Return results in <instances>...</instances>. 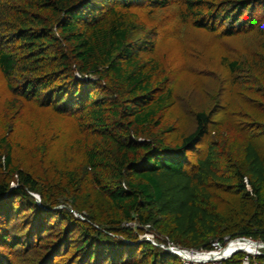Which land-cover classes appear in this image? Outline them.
<instances>
[{
    "label": "trees",
    "instance_id": "trees-1",
    "mask_svg": "<svg viewBox=\"0 0 264 264\" xmlns=\"http://www.w3.org/2000/svg\"><path fill=\"white\" fill-rule=\"evenodd\" d=\"M174 2H178L182 22L198 30L217 33L215 25L222 21L228 25L222 32L225 36L252 29L264 38V24H253L254 11H264V0H0L1 73L19 101L36 102L76 119L85 138L87 164L97 175L94 181L121 222L164 224L171 242L196 249H207L211 241L226 235L264 240V155L254 145H248L245 164L236 174L239 190L249 193L252 200L222 221L211 207L209 190L215 181L227 177L218 174L211 154L197 159L192 167L188 162V153L210 134L213 114L199 112L196 130L176 146H167L160 137L154 141L139 138L144 130L160 126L164 114L175 105L169 77L156 51L159 32L142 18L139 9H166ZM258 62L252 59L249 66L257 67ZM245 66L237 60L229 63L236 75ZM260 70L264 81V68ZM101 145L115 152L109 154ZM0 150V165L9 176L0 178L3 218L6 198H32L40 185L15 164L13 146L6 137L0 139ZM50 170L48 189L53 186ZM13 177L18 187L11 186ZM64 181L65 190L78 186L73 173ZM80 203L76 210L81 214L96 205L90 199ZM89 219L100 223L97 218ZM69 220L67 230L73 236L78 223ZM109 232L105 235L112 238ZM94 234L104 235L93 227L84 226L81 232V249L88 247L84 252L90 264L97 263L100 254ZM15 237L0 224V246L19 248L22 244ZM139 248V261L133 259L138 251L134 246L111 251L109 262L182 264L148 241ZM122 254H127L124 263L118 262Z\"/></svg>",
    "mask_w": 264,
    "mask_h": 264
},
{
    "label": "rangeland",
    "instance_id": "rangeland-1",
    "mask_svg": "<svg viewBox=\"0 0 264 264\" xmlns=\"http://www.w3.org/2000/svg\"><path fill=\"white\" fill-rule=\"evenodd\" d=\"M178 6L174 2L166 9L137 8L142 18L159 32L156 51L175 97V105L164 114L162 124L144 130L139 138L154 141L160 137L167 146H176L196 130L199 112L213 114L210 134L194 152L188 153V162L192 167L197 159L211 154L218 174L227 177V180L215 181L209 190L211 207L225 221L252 200L236 184L237 170L245 164L248 145H254L264 155V81L260 74L264 68V38L252 29L240 30L233 37L225 36L222 32L228 25L222 21L215 25L217 33L198 30L192 23L182 22ZM254 13L253 24H264V11L257 9ZM257 55H262V61ZM148 58L144 55L145 60ZM252 59H257L259 66L250 67ZM236 60L247 65L239 75L233 74L229 67ZM104 95L102 92L101 97ZM128 107L131 108L130 103ZM3 137L13 146L15 164L31 174L40 189L35 194L38 198H6L0 224L13 231L22 245L19 248L0 246V263L90 264L84 252L88 247L81 249L84 226L104 234L100 238L93 235L100 252L98 264H111V251L134 246L138 251L133 259L139 261L142 257L139 246L148 239L146 234L154 235L157 242L169 240L164 224L156 227L140 225L138 220L121 222L109 198L94 181L97 175L87 164L85 138L76 119L36 102L19 101L0 70V139ZM106 152L115 151L106 148ZM48 170L53 177L50 189L47 188ZM68 173H73L78 183L74 191L65 190ZM8 177L0 165V178ZM103 179L107 180V176ZM12 180L11 186L18 187L16 177ZM87 199L96 205L92 211L81 214L76 210L77 205ZM92 217L100 223L91 222ZM71 218L78 223L73 236L67 230ZM36 228L38 235L33 233ZM105 232L111 233L112 238ZM126 256H119L118 262H126Z\"/></svg>",
    "mask_w": 264,
    "mask_h": 264
},
{
    "label": "built area",
    "instance_id": "built-area-1",
    "mask_svg": "<svg viewBox=\"0 0 264 264\" xmlns=\"http://www.w3.org/2000/svg\"><path fill=\"white\" fill-rule=\"evenodd\" d=\"M146 238L182 264H264V240L259 238L225 236L211 241L207 249L184 248L168 239L157 242L152 234H146Z\"/></svg>",
    "mask_w": 264,
    "mask_h": 264
},
{
    "label": "water",
    "instance_id": "water-1",
    "mask_svg": "<svg viewBox=\"0 0 264 264\" xmlns=\"http://www.w3.org/2000/svg\"><path fill=\"white\" fill-rule=\"evenodd\" d=\"M31 195H32L34 198H38V196L35 195L34 193H31ZM39 202H40V200H39Z\"/></svg>",
    "mask_w": 264,
    "mask_h": 264
}]
</instances>
